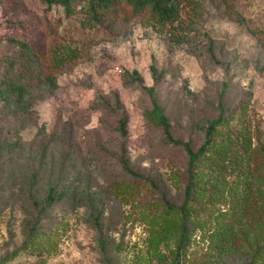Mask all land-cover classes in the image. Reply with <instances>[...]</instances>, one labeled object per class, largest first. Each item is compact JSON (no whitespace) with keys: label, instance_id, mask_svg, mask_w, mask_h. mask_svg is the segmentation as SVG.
<instances>
[{"label":"rangeland","instance_id":"1","mask_svg":"<svg viewBox=\"0 0 264 264\" xmlns=\"http://www.w3.org/2000/svg\"><path fill=\"white\" fill-rule=\"evenodd\" d=\"M123 11L83 26L59 4L0 0V264H173L182 142L197 147L220 112L226 160L195 167L179 264H262L264 0H197L164 24ZM65 41L77 56L53 64ZM241 208L237 245L219 249L217 229Z\"/></svg>","mask_w":264,"mask_h":264},{"label":"trees","instance_id":"2","mask_svg":"<svg viewBox=\"0 0 264 264\" xmlns=\"http://www.w3.org/2000/svg\"><path fill=\"white\" fill-rule=\"evenodd\" d=\"M47 4H59L65 11V13H74L76 10L81 11V17L79 19L81 25L85 26H98L101 22L107 18H117L119 16H125L123 6H127L133 13H138L144 9L149 11L156 17L159 23H167L177 20L180 16V11L184 6L196 4L197 0H86L76 1L73 0H44ZM78 5V8H77ZM79 50L76 46L71 45L69 41L63 43H54L48 52L49 59L53 64H63L72 57L77 56ZM48 81H52V75L46 74ZM10 89L21 93L23 87L19 83L9 80L7 82ZM144 88L151 90L152 86L144 85ZM220 110L222 111V105L218 103ZM152 112L156 115L160 124H162L165 134L169 140H173L168 131V122L166 117L162 114L157 105H153ZM223 118L220 112L215 118H208L205 126V137L203 141L197 146L192 147L188 141L182 142L184 150L187 153V164L185 167V185L183 189L182 200L177 204L169 205L177 210L180 215V231L179 241L177 244V257L173 261V264H179L180 262V249L183 247L185 238L190 228V214L194 212L192 205L188 202L193 198L195 191L200 185L199 179H204L202 175L195 172V167L199 163L213 164L220 166L227 156V149H223L218 143H215L212 132L216 124ZM119 126L122 132L125 131V117H121ZM229 161V159H228ZM195 174H198L195 176ZM214 189H212L213 191ZM45 206L51 204L55 200L54 191L52 187H49L47 195L45 197ZM244 209L241 208L239 212H236L233 220L226 227L217 229L216 235L219 236V249L224 250L237 245L236 229L241 221V217L244 214ZM258 218V217H257ZM253 218V214L250 217V223H247V230L250 229V225L253 222L256 224L258 219ZM252 222V223H251ZM261 254L260 261L264 264V250L259 248ZM11 255H6L10 257ZM6 257L0 258V262Z\"/></svg>","mask_w":264,"mask_h":264},{"label":"built area","instance_id":"3","mask_svg":"<svg viewBox=\"0 0 264 264\" xmlns=\"http://www.w3.org/2000/svg\"><path fill=\"white\" fill-rule=\"evenodd\" d=\"M114 69L117 70V71H119V67L118 66H115Z\"/></svg>","mask_w":264,"mask_h":264}]
</instances>
